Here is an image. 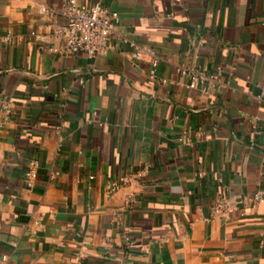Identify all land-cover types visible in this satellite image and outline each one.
Masks as SVG:
<instances>
[{
	"label": "crops",
	"instance_id": "crops-1",
	"mask_svg": "<svg viewBox=\"0 0 264 264\" xmlns=\"http://www.w3.org/2000/svg\"><path fill=\"white\" fill-rule=\"evenodd\" d=\"M64 1L0 0V264H264V0H76L92 58Z\"/></svg>",
	"mask_w": 264,
	"mask_h": 264
},
{
	"label": "built area",
	"instance_id": "built-area-1",
	"mask_svg": "<svg viewBox=\"0 0 264 264\" xmlns=\"http://www.w3.org/2000/svg\"><path fill=\"white\" fill-rule=\"evenodd\" d=\"M60 14L63 24L56 31V38L63 42L66 53H83L92 58L103 55L110 49V38L118 22L115 12L98 5L83 8L77 5L76 0H65ZM130 46L134 51L132 57L135 60H140L145 55L155 58V52L152 49L135 45L133 42ZM155 63L156 61H153L152 66H155ZM186 74L190 79V88H194L195 83H200L202 90H205L207 89L205 83L213 81L212 76L195 70L187 71ZM34 176V167H32L25 174L27 185ZM124 182V178L111 182L107 187L108 192L116 191ZM252 199L257 203L264 202V192H256ZM227 209L229 207L226 204L218 202L211 207V212L220 214Z\"/></svg>",
	"mask_w": 264,
	"mask_h": 264
}]
</instances>
